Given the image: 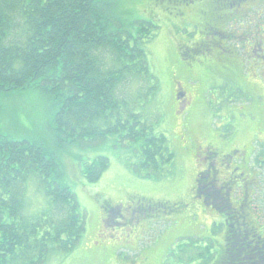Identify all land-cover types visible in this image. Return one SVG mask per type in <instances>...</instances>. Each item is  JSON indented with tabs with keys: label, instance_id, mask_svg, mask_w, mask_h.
Returning a JSON list of instances; mask_svg holds the SVG:
<instances>
[{
	"label": "trees",
	"instance_id": "1",
	"mask_svg": "<svg viewBox=\"0 0 264 264\" xmlns=\"http://www.w3.org/2000/svg\"><path fill=\"white\" fill-rule=\"evenodd\" d=\"M131 1L139 0H0V113L1 97L35 91L46 115L43 138L13 137L0 126V264H41L50 253L68 251L78 243L85 214L66 177V169L75 166L69 159L77 147L109 137L121 145H134L138 161L124 163L139 176L157 180L173 172L174 151L143 112L158 89L146 47L159 27L154 20L155 5L169 9L167 18L178 32L187 25L174 14L197 12L193 25L202 20L213 44L199 51L181 49L179 62L189 67L210 63L204 74L223 76L232 85L238 79L230 74H242L243 66H238L242 58L235 48L225 46L234 38L225 26L239 21L229 12L264 0H141V12L128 6ZM254 41L246 38L250 55L245 50L243 54L246 68L252 72L255 65L256 73L263 68L264 56H259V44ZM255 141L254 134L242 151H226L229 157L222 165L237 159L229 165L237 170L233 176L246 173L250 159L257 157ZM202 157L197 154V161ZM258 158L264 161V156ZM210 161L204 172L195 173L198 192L194 190L192 196L199 195L202 210L209 205L220 214L209 222L205 241L197 243V253L187 260L200 257L202 264H264V221H257L252 206L257 174H250L245 186L235 177L222 183L228 176H219L220 169L210 168ZM259 165L264 167V162ZM107 166L108 158L97 156L76 160L75 167L91 183ZM234 188L240 189L241 197L229 196V189L232 194ZM30 189L41 201L34 209L29 207Z\"/></svg>",
	"mask_w": 264,
	"mask_h": 264
},
{
	"label": "rangeland",
	"instance_id": "2",
	"mask_svg": "<svg viewBox=\"0 0 264 264\" xmlns=\"http://www.w3.org/2000/svg\"><path fill=\"white\" fill-rule=\"evenodd\" d=\"M128 6L138 12L143 7L141 0L136 3L131 1ZM153 10L157 14L154 20L159 27L146 47L151 71L158 80V89L146 103L143 112L154 121V129L167 137L169 147L175 154L173 172L157 180L139 176L134 167L124 163V160L130 163L138 161L134 145H121L109 137L84 148L77 147L72 156L74 159H69L74 163L72 165L76 166V160L90 161L97 156H105L108 166L100 178L91 183L86 182L75 166L66 169L67 182L80 210L85 214V229L72 249L52 252L41 264H160L171 257L174 259L170 264H202L200 257L190 260L186 257L197 253L195 247L197 243L205 241L209 222L220 214L209 208V205L205 206L206 210L193 206L198 201L192 197L195 173L204 172L206 168L203 148L216 151L218 147L220 154L233 148L240 152L248 146L254 134V156H257L254 161H260L255 163L252 157V163L247 164L248 171L240 177H233L237 183L245 186L249 175L257 174L255 186L258 188L252 206L254 214L258 216L257 221L263 224L264 167L258 164L264 161L258 156H264V125L261 122L264 121V82L257 76L261 73L264 78V63L261 64L263 68H259L256 73L255 65L250 72L246 66L247 56L243 52L245 50L250 55L245 49L247 38L251 42L258 41V54L264 56V38L261 37L264 34V1H255L252 6L247 4L241 11L229 12L231 18L235 17L239 21L235 19L225 26L224 30L233 33L234 37L226 41L225 46L231 49L235 47L237 55L242 58L238 66H243L242 74H230L238 79V84L232 85L224 81L223 76H217V83L220 84H210L202 63L197 62L188 67L179 62V44L186 42L192 46L194 41L207 43L211 40L205 35L202 20L194 28L178 32L170 26L167 18L169 9L159 4ZM190 12L174 14V17L191 25L195 22L194 15L197 12ZM185 67L191 69L188 71ZM179 84L191 101L185 107H182L183 101H180V107L177 105L180 94L178 98L174 89ZM0 126L4 133L13 137L43 138L46 134V115L42 99L35 91L1 97ZM193 143L200 148L198 155H203L200 162L197 161ZM239 152L235 155L239 156ZM236 160L229 159V164L225 163L222 169L220 158L216 156L209 167L220 169L218 175L225 177L231 169L229 165L233 166ZM201 162L204 164H199ZM234 189L237 190L232 194L229 189V196L235 199L241 197L240 189ZM29 195V207L34 209L41 201L33 194V189H30ZM139 199L143 206L139 205ZM145 205L150 206L153 214ZM210 234L213 235L212 231ZM178 256L180 260L175 258Z\"/></svg>",
	"mask_w": 264,
	"mask_h": 264
},
{
	"label": "flooded vegetation",
	"instance_id": "3",
	"mask_svg": "<svg viewBox=\"0 0 264 264\" xmlns=\"http://www.w3.org/2000/svg\"><path fill=\"white\" fill-rule=\"evenodd\" d=\"M187 41H189V40H187ZM191 43V42H190ZM213 44V41H207V43H202V41H194L193 43H192V46L190 45V44H187L186 42L184 43V44H179V47H178V50H179V52H181V49H185V51H190V50H196V51H199V49L201 50V49H205V48H209V46H211ZM177 55H178V53H177ZM179 56V55H178ZM210 65V63L208 64L207 62H205L204 64H203V66H202V68H203V70H205L206 71V69H207V67ZM189 67V66H188ZM186 68V67H185ZM209 68H212V66H210ZM188 71H189V69H191V68H186ZM204 71V72H205ZM211 72V71H210ZM214 76V75H213ZM213 76H211L210 77V79L211 80H215L216 82H217V79L215 78V77H213ZM174 91H175V93H177V92H179L180 93V98L178 99V101H177V105H178V107H180V104H181V102L180 101H183V103H182V107H185V106H187L188 104H191V101L189 100V97H187V92L185 91V90H183V88L180 86V85H176V87H175V89H174ZM187 98H188V100H187ZM221 143V142H220ZM194 144V151H195V153L196 154H198V148L197 147H195V143H193ZM204 149V153H205V155H204V158L208 161V160H212V159H215L216 158V156L218 157V158H220V163H219V165H220V167L222 168V169H224L225 168V165H222L223 164V162H222V160L224 161V159H226L227 160V158L229 157V153H227V152H224V154H220V152H221V150L217 147V151H210V150H208V149H206V148H203ZM232 150H234V148L233 149H231V150H228V151H232ZM194 156H195V154H193ZM212 155H214V156H212ZM225 162V161H224ZM218 165V166H219ZM229 169V168H228ZM233 171H237V170H234V168H231L229 171H227V174H226V176H228V178L226 179L225 178V181L224 182H222V183H228V179H230L231 178V180H233L232 178H233ZM243 175V172H241V173H239V176H242ZM237 177V176H236ZM198 182V181H197ZM194 190H195V192L197 193L198 192V190L196 189V188H194ZM192 197H194L195 198V196L193 195ZM197 197L198 198H196V199H198V201L197 202H194V200H193V202H194V204H195V207H196V209H201V200H200V197H199V195H197ZM137 200V199H136ZM138 203H139V205L140 206H143V204L141 203V201H140V199L138 200ZM144 207H148V211L151 213V214H153V210H150V206H147V205H145Z\"/></svg>",
	"mask_w": 264,
	"mask_h": 264
},
{
	"label": "bare ground",
	"instance_id": "4",
	"mask_svg": "<svg viewBox=\"0 0 264 264\" xmlns=\"http://www.w3.org/2000/svg\"><path fill=\"white\" fill-rule=\"evenodd\" d=\"M21 14V13H20ZM186 58V57H185ZM107 116V115H106Z\"/></svg>",
	"mask_w": 264,
	"mask_h": 264
}]
</instances>
